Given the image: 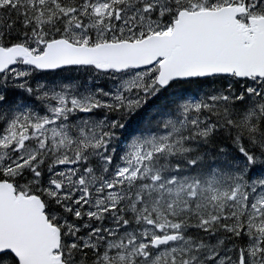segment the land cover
I'll return each instance as SVG.
<instances>
[{
  "label": "snow or ice",
  "instance_id": "1",
  "mask_svg": "<svg viewBox=\"0 0 264 264\" xmlns=\"http://www.w3.org/2000/svg\"><path fill=\"white\" fill-rule=\"evenodd\" d=\"M0 264H264V0H0Z\"/></svg>",
  "mask_w": 264,
  "mask_h": 264
}]
</instances>
